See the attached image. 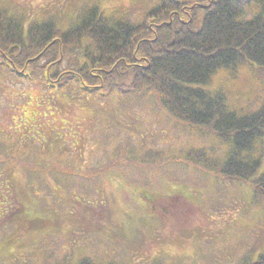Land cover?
Listing matches in <instances>:
<instances>
[{
	"label": "rangeland",
	"instance_id": "obj_1",
	"mask_svg": "<svg viewBox=\"0 0 264 264\" xmlns=\"http://www.w3.org/2000/svg\"><path fill=\"white\" fill-rule=\"evenodd\" d=\"M94 1L0 3L29 23ZM101 1L136 22L159 0ZM1 62L0 264H250L264 254V203L252 186L188 159L205 149L226 162L231 145L177 120L147 91L84 95L74 85L56 95ZM200 86L248 114L264 103V66L221 68ZM251 153L262 173L264 138Z\"/></svg>",
	"mask_w": 264,
	"mask_h": 264
},
{
	"label": "trees",
	"instance_id": "obj_2",
	"mask_svg": "<svg viewBox=\"0 0 264 264\" xmlns=\"http://www.w3.org/2000/svg\"><path fill=\"white\" fill-rule=\"evenodd\" d=\"M102 4L95 0L78 6L73 16L59 12L27 23L0 3L2 62L16 71L27 68L19 77L40 79L59 90L56 95L74 85L84 95H157L177 120L231 145L226 162L210 159L205 149L192 150L188 159L218 168L216 175L226 182H246L264 203L261 157L251 153L264 138V103L240 114L224 92L200 86L221 68L264 66V0H159L136 22ZM68 56L74 66L61 69ZM79 264L95 262L85 258ZM250 264H264V254Z\"/></svg>",
	"mask_w": 264,
	"mask_h": 264
}]
</instances>
